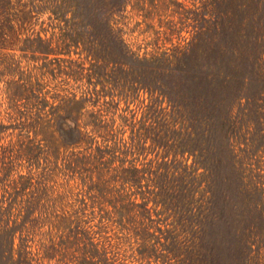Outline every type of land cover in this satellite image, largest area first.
<instances>
[{"label": "rangeland", "instance_id": "1", "mask_svg": "<svg viewBox=\"0 0 264 264\" xmlns=\"http://www.w3.org/2000/svg\"><path fill=\"white\" fill-rule=\"evenodd\" d=\"M207 1H0V229L8 212L14 261L25 238L32 264H180L189 214L156 193L182 182L155 174L191 171L194 156L170 163L175 147L157 143L171 144L189 102L163 59L187 46ZM248 92L223 176L187 186L197 199L214 181L207 264H264V90L254 79ZM57 122L82 139L64 143Z\"/></svg>", "mask_w": 264, "mask_h": 264}, {"label": "trees", "instance_id": "2", "mask_svg": "<svg viewBox=\"0 0 264 264\" xmlns=\"http://www.w3.org/2000/svg\"><path fill=\"white\" fill-rule=\"evenodd\" d=\"M116 1L118 6L124 0ZM193 15V36L187 46L175 52L173 58L163 59L167 62V66L163 68H167L168 76L176 78L178 85L188 89L184 99L189 102L182 104L184 114L169 115L175 126L179 124L171 131V144L156 140L167 149L175 147L170 163L175 162L174 157L178 152L181 156L188 152L194 159L191 165L184 164V168L191 171L186 172L183 169L170 174H155L177 176L178 183L182 182L174 190L166 182L156 195L162 196L161 199L168 206H176L189 214L183 216L187 222L183 230L190 237L185 238L188 244L178 247L180 250L184 249L180 251L184 256L180 264H207L211 225L218 215L213 197L214 181L208 182L201 189V196L197 199L187 186L192 187L195 181L201 182L202 180H197L198 176H223L226 156L229 157L231 153L236 126L246 105L253 102V96L248 92L250 83L256 79L261 90H264V0H208L203 12L193 11ZM88 25L93 30L92 25ZM37 40L43 43L40 37ZM40 44H37L34 52L39 50ZM155 65L159 67L156 63ZM191 85L193 90H189ZM158 89L161 93V89ZM162 94L165 95L164 92ZM242 98L246 100L244 104L241 102ZM234 107L237 110L233 113ZM58 123L64 143L74 144L82 139L76 124L70 127L64 122ZM158 123L165 124L163 116ZM178 161L182 163L181 160ZM195 164H199L204 170L199 175ZM121 170V176H128L129 169ZM186 176L193 177L184 185ZM206 192H210L209 195L205 196ZM198 201L199 205L193 204ZM157 203L159 202L155 200L154 204L158 205ZM145 210L148 211L149 208H143L144 212ZM6 215L8 222L0 229V264H32L29 261L24 262L25 257H21L24 249L29 247L25 244V238H20L18 259L13 260V241L17 230L8 226L10 214L1 213V216ZM140 235L144 237L141 232ZM166 250L172 251L168 247ZM29 253L31 254L30 251L24 252Z\"/></svg>", "mask_w": 264, "mask_h": 264}]
</instances>
